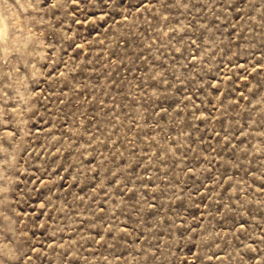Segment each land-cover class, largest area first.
Segmentation results:
<instances>
[{"label":"rangeland","instance_id":"rangeland-1","mask_svg":"<svg viewBox=\"0 0 264 264\" xmlns=\"http://www.w3.org/2000/svg\"><path fill=\"white\" fill-rule=\"evenodd\" d=\"M0 264H264V0H0Z\"/></svg>","mask_w":264,"mask_h":264},{"label":"bare ground","instance_id":"bare-ground-1","mask_svg":"<svg viewBox=\"0 0 264 264\" xmlns=\"http://www.w3.org/2000/svg\"><path fill=\"white\" fill-rule=\"evenodd\" d=\"M2 31H0V33H1Z\"/></svg>","mask_w":264,"mask_h":264}]
</instances>
